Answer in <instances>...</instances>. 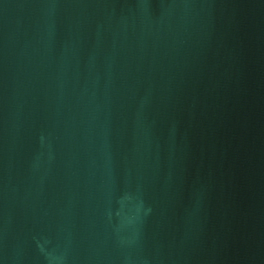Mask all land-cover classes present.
Returning <instances> with one entry per match:
<instances>
[{
	"label": "water",
	"instance_id": "95a60500",
	"mask_svg": "<svg viewBox=\"0 0 264 264\" xmlns=\"http://www.w3.org/2000/svg\"><path fill=\"white\" fill-rule=\"evenodd\" d=\"M0 264H264V0H0Z\"/></svg>",
	"mask_w": 264,
	"mask_h": 264
}]
</instances>
